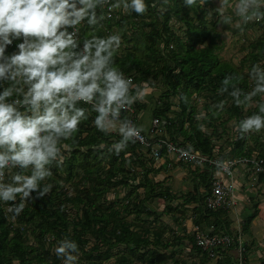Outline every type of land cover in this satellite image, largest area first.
<instances>
[{"label": "trees", "instance_id": "trees-1", "mask_svg": "<svg viewBox=\"0 0 264 264\" xmlns=\"http://www.w3.org/2000/svg\"><path fill=\"white\" fill-rule=\"evenodd\" d=\"M114 2L118 8L108 18L105 0L85 1L81 14L73 0H0V34L9 38L0 53V169L10 191L0 193V264H188L178 251L186 241L194 264H211L186 222L215 234L237 232L228 211L205 208L216 168L189 165L193 190L179 197L151 178L171 169H158L139 143L111 132L112 121L98 106L57 91L22 104L43 91L41 82L68 80L98 105L112 106L111 80L133 76L136 87L127 90L137 100L136 115L147 107L141 93L157 91L152 119L162 121L168 139L211 158L264 160L258 134L264 128V0H236L239 7L225 17L213 0ZM235 21L241 24L233 27ZM219 26L239 38L253 35L238 65L219 55ZM196 97L210 101L203 118ZM174 98L179 111L173 114ZM33 111L41 119L26 121ZM233 122L227 147H219ZM43 128L47 134L35 143ZM257 179L264 184V165ZM156 200L174 223L148 207ZM258 216L256 210L243 217L245 234ZM227 256L217 264H236Z\"/></svg>", "mask_w": 264, "mask_h": 264}, {"label": "built area", "instance_id": "built-area-1", "mask_svg": "<svg viewBox=\"0 0 264 264\" xmlns=\"http://www.w3.org/2000/svg\"><path fill=\"white\" fill-rule=\"evenodd\" d=\"M63 1V0H61ZM113 0H105L108 18H114L118 5ZM72 25V36L76 37L78 28L75 23ZM114 90V103L98 105L90 95H86L80 87L72 84L68 80L57 81L54 85H48L41 82L43 91L37 94L31 101H26L22 105H28L50 95L57 91L61 96L73 101H82L101 108L110 121L120 124L121 132L130 140L139 143L154 163L162 164L168 169H173V164L181 166L194 165V167H213L216 173L213 177L211 192L205 198V208L211 212L228 211L234 212L239 206V197L236 194L238 183L239 167L242 166L247 173L257 177L263 171L264 160L259 156L236 157L226 160L221 158H211L203 155L200 151H193L189 145L181 142H174L166 137L165 125L158 118L151 120L150 129L147 133L137 127L136 108L137 100L127 90L129 87L135 88L133 76L117 77L111 80ZM122 90L125 92L122 94ZM127 112L129 118L122 119L121 112ZM47 134V128L39 131L35 138V143L41 140ZM3 165L9 167L10 161H3ZM6 177L3 169H0V193L3 197L10 194L5 186ZM192 234L195 235L197 246L214 261H219L231 255L229 248L234 246V251L239 254L236 264H246L247 262V244L244 241V232L237 228L234 236L227 234H215L209 230H203L193 225ZM227 254V255H226Z\"/></svg>", "mask_w": 264, "mask_h": 264}, {"label": "rangeland", "instance_id": "rangeland-1", "mask_svg": "<svg viewBox=\"0 0 264 264\" xmlns=\"http://www.w3.org/2000/svg\"><path fill=\"white\" fill-rule=\"evenodd\" d=\"M87 1V0H73L74 3L77 2L78 6H76V14H81V10L84 9V7L82 6L83 3ZM215 2V4L219 7L220 12L222 14V17H225L230 9L231 10H235L237 7H239V2H236V0L234 2H230L229 4H227L225 1L226 0H213ZM124 10V9H123ZM239 24H241V22H234L232 25L233 27L238 26ZM220 31L222 32V36H223V49L220 52V56L223 60L225 61H232L233 63H235L236 65L239 64L240 60L246 55L247 52L244 51V48L246 46H248V40H252L253 35H248L247 37H236L232 32L230 31H222L221 26H219ZM258 32H255V35H257ZM9 38H4L1 34H0V53L2 52L3 48L9 44ZM247 39V40H246ZM26 42V41H24ZM34 54V51L32 50L30 52V55L32 56ZM35 62H37L36 59H34ZM136 87V86H135ZM141 87H139V91H141ZM141 95H144V97H147L144 99V102L146 103L147 107L146 109H144L141 114H140V119L143 120L145 115H148V113L152 112V109L154 107V103L158 100L159 97V93H157V91H153L151 89H146L144 90ZM196 104L198 105V110L200 113L201 118L204 117V115L208 112H205V105L207 102L210 103V101L206 98L203 97H196L194 98ZM172 103H173V110L172 113L174 114L175 111L178 112L179 108H178V99L174 98L172 99ZM257 102L254 101L251 103L252 107H256ZM26 115V113H24ZM41 119V113L37 112V111H33L31 113V116H29L26 121H29L31 123L34 122V120H39ZM110 121V120H109ZM108 121V122H109ZM253 120H249V123L251 124ZM236 123H230L229 126L230 128L235 127ZM109 129L111 132H117L119 131L121 133V127L120 124L115 123V122H109ZM261 127H263V125H261ZM203 130H205L208 134H212L213 129L211 127H209L207 124L205 126H203ZM235 130V128L229 130V132L227 134H225L223 136V138L217 139V144L219 147H221L222 145H224L225 147H227L226 143L227 140H229L230 136H232L233 131ZM219 132H221L222 134V128L219 127ZM249 133V130H246V134ZM258 134H262L263 138H264V128L261 129ZM222 137V136H221ZM226 150V149H225ZM162 165V164H161ZM157 167L159 169L160 164H157ZM157 169V168H156ZM194 168H192L193 170ZM239 171L243 170V167L240 166ZM190 168L188 166H181L180 164L177 165V168H173L171 170H169V172L164 171L161 173H158L157 175H155V173H153L151 175V178L154 179L156 182H160V181H164L165 182V186L171 188V191L178 195L179 197L183 194L188 193L189 191L193 190V177L192 174L190 172ZM251 181L249 182H245L243 180V177H240V175L238 176V183H237V191L236 194L238 195H245L249 193L248 197L252 196L256 199L252 200L253 202L251 203L250 201H244L243 204L240 205L241 210L242 211H246L245 215H249V213H254V211L258 210L259 211V216L258 218H256V220L254 221L253 225H252V230L250 234H245L244 232V241L247 244V254L250 253V264H262V260H264V184H258L256 185V181L252 175H251ZM255 181V182H254ZM20 184H22V186L25 189V184L23 182H20ZM242 186H244V188H242ZM202 193L205 192V189L203 188L201 190ZM110 200H114L116 197L115 195L111 194L109 196ZM180 201H174L173 204L176 206L177 204H179ZM148 207L150 209H152L153 211L156 212H160L163 215V220L165 222H170L171 224L174 223L171 216L170 215H166L164 214V210H165V206L166 204L160 200H156L155 202H150V204H147ZM257 206L254 207L253 206ZM249 208H247V207ZM239 207V209H240ZM238 210V209H237ZM236 210V211H237ZM230 212L229 213V217L233 222V229H242L243 231V215L240 214V211H238V216L236 215L237 212ZM133 217H130L129 220H132ZM186 227H187V233H192L193 231V225L191 223V221H187L186 222ZM181 233V235H183V230L181 228L178 229ZM190 246L189 241L184 242L181 247L179 248V257L181 259L182 262H187L188 264H194V257L192 256V254L189 253L188 251V247ZM249 248L251 249V252H249ZM56 249V248H55ZM231 258L234 260H238L239 258V254L235 251V252H231ZM248 257V256H247ZM66 264H72L71 262H69L68 259L65 260ZM172 264V263H171ZM211 264H217L216 261H213Z\"/></svg>", "mask_w": 264, "mask_h": 264}, {"label": "crops", "instance_id": "crops-1", "mask_svg": "<svg viewBox=\"0 0 264 264\" xmlns=\"http://www.w3.org/2000/svg\"><path fill=\"white\" fill-rule=\"evenodd\" d=\"M141 112L142 111H140L137 115V125H138V127L143 131V132H145V133H147L148 131H149V129H150V124H151V120H152V113L150 112V113H148L147 112V114L148 115H145L144 116V119L143 120H141L140 119V114H141ZM240 175V177H243V180L245 181V182H249V181H251V174L250 173H247L246 172V170H242V171H239L238 172V176ZM254 177V176H253ZM254 178H257V177H254ZM255 181V183H256V185H258L259 183L257 182V180L258 179H254ZM261 185V184H260ZM242 188H244V186H242ZM249 193L250 192H248L247 194H246V196L245 195H239V206H238V210L236 211L237 212V216H238V211H240V214H242L243 216L242 217H245V216H247V215H245V214H248V213H245L246 211H242L241 210V207H240V205L241 204H243L244 203V201H250L251 203L253 202L252 200H254V199H256V198H254V197H252V196H250V197H248V195H249ZM239 207H240V209H239ZM247 207V206H246ZM248 208V207H247ZM253 208H254V206H253ZM249 209V208H248ZM235 212V211H234Z\"/></svg>", "mask_w": 264, "mask_h": 264}]
</instances>
